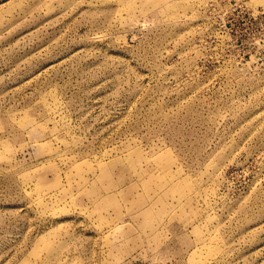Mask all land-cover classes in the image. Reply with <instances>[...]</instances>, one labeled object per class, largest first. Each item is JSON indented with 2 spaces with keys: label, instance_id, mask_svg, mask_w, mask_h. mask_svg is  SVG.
<instances>
[{
  "label": "rangeland",
  "instance_id": "374dc122",
  "mask_svg": "<svg viewBox=\"0 0 264 264\" xmlns=\"http://www.w3.org/2000/svg\"><path fill=\"white\" fill-rule=\"evenodd\" d=\"M0 264H264V0H0Z\"/></svg>",
  "mask_w": 264,
  "mask_h": 264
}]
</instances>
